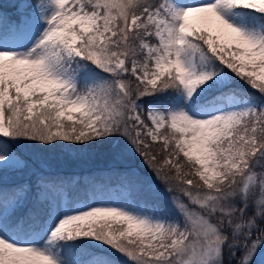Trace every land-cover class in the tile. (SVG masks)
<instances>
[{"label": "snow or ice", "instance_id": "1", "mask_svg": "<svg viewBox=\"0 0 264 264\" xmlns=\"http://www.w3.org/2000/svg\"><path fill=\"white\" fill-rule=\"evenodd\" d=\"M0 264H264V0H0Z\"/></svg>", "mask_w": 264, "mask_h": 264}, {"label": "trees", "instance_id": "2", "mask_svg": "<svg viewBox=\"0 0 264 264\" xmlns=\"http://www.w3.org/2000/svg\"><path fill=\"white\" fill-rule=\"evenodd\" d=\"M48 155L55 165L63 167L69 172L78 171L83 173L103 168L110 162L107 146L103 145L93 146L86 155L79 157L60 150L51 151Z\"/></svg>", "mask_w": 264, "mask_h": 264}, {"label": "rangeland", "instance_id": "3", "mask_svg": "<svg viewBox=\"0 0 264 264\" xmlns=\"http://www.w3.org/2000/svg\"><path fill=\"white\" fill-rule=\"evenodd\" d=\"M2 2H3L4 4H7V3L10 2V0H2ZM7 11H9V12L11 13L13 10H12L11 8H8ZM97 148H98V147H97Z\"/></svg>", "mask_w": 264, "mask_h": 264}]
</instances>
